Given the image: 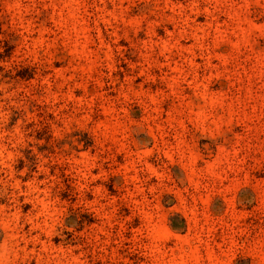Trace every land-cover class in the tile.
<instances>
[{
  "label": "rangeland",
  "instance_id": "1",
  "mask_svg": "<svg viewBox=\"0 0 264 264\" xmlns=\"http://www.w3.org/2000/svg\"><path fill=\"white\" fill-rule=\"evenodd\" d=\"M0 264H264V0H0Z\"/></svg>",
  "mask_w": 264,
  "mask_h": 264
}]
</instances>
